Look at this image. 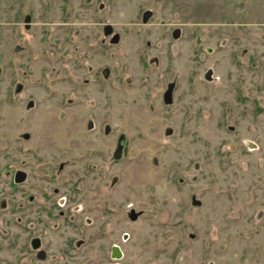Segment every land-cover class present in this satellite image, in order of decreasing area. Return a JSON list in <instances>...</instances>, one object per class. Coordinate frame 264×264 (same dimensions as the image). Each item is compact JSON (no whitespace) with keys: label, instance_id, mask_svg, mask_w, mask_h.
Wrapping results in <instances>:
<instances>
[{"label":"rangeland","instance_id":"374dc122","mask_svg":"<svg viewBox=\"0 0 264 264\" xmlns=\"http://www.w3.org/2000/svg\"><path fill=\"white\" fill-rule=\"evenodd\" d=\"M8 2L23 3V11L31 14L21 52L37 56L31 65L34 78L42 71L47 76L25 92L40 114V127L31 132V112L26 113L23 129L30 141H12L17 127L10 129L0 120V167L9 159L6 153L16 159V146L23 143L26 149L32 139L44 161L58 157L55 149L69 140L75 156L53 183L30 176L41 192L55 187L59 196H72L69 209L79 205L84 210L77 217L81 232L57 216L54 229L40 228L45 246L56 254L67 239L82 240L74 258L58 257L55 264H105L115 244L123 253L119 264H264V0H71V21L77 27L87 24L82 29L92 44L87 53L98 51L102 35L95 36L101 27L97 23L115 24L119 35L115 47L105 42L107 56L88 59L94 69L113 68L115 53V101L108 107L94 105L91 115L96 123L108 116L115 137L124 133L125 151L115 163L107 153L87 161L80 153L86 134L79 117L71 125L67 121L78 103L71 111L57 106L70 86L74 98L81 97L85 73L79 64L84 45L64 43L65 26L49 27L59 51L55 64H47L52 43L43 23L58 22L59 14L42 20L41 13L47 6L59 12L64 0H0L3 7ZM145 11L151 16L142 24ZM175 28L179 37L172 39ZM67 49L70 62L61 55ZM168 82L175 83L169 110L160 101ZM3 88L0 83V115L7 112ZM97 96V87L91 86L89 99ZM150 103L153 113L147 110ZM6 138L11 144L5 150ZM25 160L31 168L33 161ZM88 163L95 166L86 169ZM11 166H17L15 161ZM131 210L142 214L131 221ZM85 217L91 225H84Z\"/></svg>","mask_w":264,"mask_h":264},{"label":"flooded vegetation","instance_id":"af4514ba","mask_svg":"<svg viewBox=\"0 0 264 264\" xmlns=\"http://www.w3.org/2000/svg\"><path fill=\"white\" fill-rule=\"evenodd\" d=\"M16 4L17 6L15 7ZM61 4L59 12H56L54 7L47 6L41 13L42 16L40 19L42 20L45 19V16L49 19L56 13L59 14L58 22L43 23L48 26L46 29H43L44 36L52 43V51H44V53H47V64H55L54 52L59 48V46H57V41L50 39L52 37V32L49 27L54 25L65 26L63 27V30L65 29L64 43L70 42V44L73 45V42L76 43L80 41V43L84 45V49L79 54V64H83L85 73L84 77L81 78V86L79 87L81 89V97L78 99L74 98L70 86L66 92V96L59 99L57 106H60V109L66 107L68 111H71L72 106L78 103L79 107L75 111H72L74 115H70L69 113V119H67V121H70L69 125H71L73 118L77 119L76 116L79 117L77 120L80 121V127L83 133L86 134L83 136L86 145L83 147L84 149H81L80 153L87 161L91 162L93 157L94 159H101L103 154L107 153L115 163V161L123 157L125 151L126 137L124 133H118L115 137V130L112 129L115 127L110 125L108 116L100 123H96L91 119L94 105L97 106V104H99L100 106L108 107L111 99L115 101V53H113V68L102 65L94 69L88 63V59L93 57V55L107 56L108 53H103L105 51L103 47L105 46L104 44H106L105 42H107V47H115V44L119 41V35L115 33V24L97 23L100 24L101 27L98 31L99 33L97 32L95 36L97 38L99 36L98 34L102 35L96 47L98 51L97 53H87L92 49V47H89L92 44L88 41V35L84 34L82 30L87 24L77 27V25H75L76 23L71 21L73 20L71 19V0H64ZM3 6L4 5L0 3V25L5 26L4 30H0V33L2 32L1 37L4 44V51L0 53V83H3L4 86L1 96L2 104L7 106V112H5L6 114L3 113L0 115L2 118L0 120L6 122L5 125H8L10 129L14 127H17V130L22 129V132H17V130H15L14 133L11 132L10 134L11 140L17 143L18 141H30L29 133L24 131L26 113L31 112V114H28L30 119L27 121V127L30 131L34 132L40 127V114L38 111H35L36 103L33 99L29 98L30 95L25 92L29 87L39 86V80L41 78L44 79L47 73L42 71L39 73L41 74L40 76L38 75L37 78H34V69L31 65L37 56H35V53L21 52V50H23V46L21 45L23 40L22 35L29 30V26L31 25V14L28 11H23V3L8 2V6ZM102 7L103 5L100 3L98 5V12L102 10ZM86 9H88L87 6ZM150 16L151 11L142 13L140 20L142 24H146ZM74 26L77 28H74ZM8 29L9 34H6ZM56 34L57 33L53 34V38H55L54 35ZM170 37L172 39H177L179 37V29H173L170 33ZM61 55L65 58L66 62L72 61V52L70 50H64ZM142 65V69L147 68L144 67L146 66V61L142 62ZM53 69L54 68H51V70ZM66 80L71 84L72 79L69 75H66ZM126 81L128 82L129 80L126 79ZM109 82V87H106ZM91 86L97 87L98 90V96L95 100L89 99L88 97V89ZM117 86V88H119V85ZM174 88L175 83L168 82L160 92L161 105L166 109L173 103ZM44 89L48 90L50 88L47 85ZM147 92H144V97ZM25 96L28 99L24 102V99H26L24 98ZM147 110L153 113L152 103L148 105ZM33 117H35V119ZM49 117L53 118L50 115ZM75 133L76 135L78 134L77 131ZM88 135H91L90 137L92 138L90 139ZM77 137L79 136L77 135ZM48 140L53 148V139L49 136ZM32 141L34 143L32 142V145L28 146L26 149H24L23 143H19L18 146H16V151L18 153L16 159H13L12 156L8 157L6 153L5 158L9 159L0 167V264H43L49 262L55 264L58 257L62 259L74 258L77 249L83 245L81 239L72 240L69 238L57 250L56 254L55 252L49 251V244L46 243L47 246H45L41 238L40 228H42V231H45L54 229L57 226L55 216L62 219L63 223L78 229L79 232L83 231L80 229L83 228V226H81L77 217L78 214H82L84 210L79 205H74L72 209H69L70 198L72 196H59L55 187L52 188L51 192H45V190L41 192L39 185L34 180L30 182V176L32 175L36 176L38 180H43L46 185L47 183L54 182L56 176H59L66 165L70 164L71 157H75L73 155L74 153L71 152V146L68 145L70 140L65 146L55 149L59 152V155L50 161H44V158L41 157L38 143L36 142L37 139H32ZM106 141L108 143H106ZM8 143L11 144V141L6 138L5 146H3L5 150ZM23 154H30L31 156L25 158ZM25 159L33 161L31 163V168H28L29 164ZM14 161L17 166H11ZM88 166L89 169H92L95 165H89L88 163L86 169ZM86 171L87 170H85V173ZM85 173L81 175L82 178ZM93 180H95V178H89L87 182H92ZM193 198L197 201L194 195L191 196V201ZM56 207L60 209L56 211ZM141 214V212L135 213L131 210L128 213V218L133 221ZM84 225H91V221L86 217L84 218ZM125 237L126 235H123V239ZM114 247L119 253V256L115 258L112 257V249ZM117 251H115V255H117ZM122 256L123 253L120 247L116 244L111 245L108 249V258L110 261L105 264H119Z\"/></svg>","mask_w":264,"mask_h":264},{"label":"water","instance_id":"95a60500","mask_svg":"<svg viewBox=\"0 0 264 264\" xmlns=\"http://www.w3.org/2000/svg\"><path fill=\"white\" fill-rule=\"evenodd\" d=\"M146 18V17H145ZM27 21V20H26ZM116 40V39H115ZM208 74H209V72L206 74V79H209V77H208ZM192 203H194V204H196L197 203V201H195L194 200V198L192 199ZM115 251H117V249L114 247L113 249H112V257H118L119 256V253H118V251H117V255H115Z\"/></svg>","mask_w":264,"mask_h":264}]
</instances>
